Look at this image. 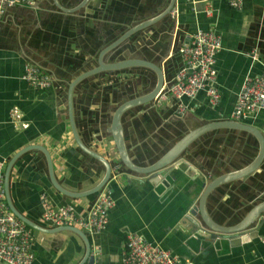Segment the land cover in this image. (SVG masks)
Instances as JSON below:
<instances>
[{"label":"crops","instance_id":"crops-1","mask_svg":"<svg viewBox=\"0 0 264 264\" xmlns=\"http://www.w3.org/2000/svg\"><path fill=\"white\" fill-rule=\"evenodd\" d=\"M33 1L32 5L7 8L0 15V176L4 185L9 162L25 148L39 146L49 154L57 182L68 191L85 192L101 181L104 167L74 141L67 113L68 84L95 67L100 52L131 27L159 14L168 0H90L75 14L59 11L51 0ZM232 1L176 0L165 19L132 35L104 57L111 62L120 57L161 62L167 88L182 65L179 48L196 32L213 31L221 42L214 57L213 85L220 95L216 105H209L205 93L199 92L192 100H182L187 110L178 116L175 100L166 94L125 115V141L137 165L155 162L162 150L166 152L184 131L201 121L231 119L244 81L263 75L264 0H238V6ZM59 2L67 8L78 3ZM29 66L50 76L52 86H29L24 79ZM140 70L150 73L142 84L125 81L127 74ZM138 83L141 85L135 87ZM152 83L150 71L127 69L90 77L74 92L75 124L83 144L107 158L113 167L106 185L114 203L107 225L98 233L84 231L93 264H122L128 234L170 251L182 264H264V219L248 236L235 241L224 237L212 244L199 237V220L189 216L204 183L252 160L256 151L253 138L230 131L208 134V142L199 141L188 151L185 163L178 162L156 177L133 174L116 163L109 132L112 113L119 104L147 92ZM201 109L202 115L196 116L195 111ZM14 111L18 120L13 118ZM243 122L264 132V111L247 113ZM9 195L19 214L47 229L52 227L42 221L45 203L53 210L71 205L84 217L94 200L70 199L54 189L44 154L38 150L15 159ZM261 199L264 164L251 177L218 188L208 201V210L215 222L232 226ZM30 233L31 264H78L85 255L83 241L73 233L44 234L31 228Z\"/></svg>","mask_w":264,"mask_h":264},{"label":"water","instance_id":"water-1","mask_svg":"<svg viewBox=\"0 0 264 264\" xmlns=\"http://www.w3.org/2000/svg\"><path fill=\"white\" fill-rule=\"evenodd\" d=\"M51 1L54 7L57 8L59 11L65 14H75L85 8L90 0H80L77 4L73 5L72 8H67L66 6H63L59 2V0ZM175 1L176 0H168L167 5L159 14L131 27L128 31L122 34L118 40H116L100 52L97 58V65L95 67L79 74L68 84L67 113L74 141L77 147L82 152L101 163L104 167L103 178L96 186L85 192L79 193L71 192L63 188L55 178L53 164L51 162L49 154L45 151L44 148L39 146H30L28 148H25V150H23L19 153V155L13 158L6 167L4 174V188L9 210L17 219H19L27 227L35 231L44 234L70 232L78 236L83 241L85 246V255L78 264H93V259L91 256V245L89 242V238L84 233V231L68 226L57 227L52 229L43 228L19 214V212L14 208L10 199L9 176L15 159H17L24 152L38 150L44 154V157L46 159L50 183L54 187V189H56L60 194L70 199H79L93 196L106 187L110 180L113 167L111 166V162L107 158L103 157L101 154L91 150L83 144L79 136L77 126L75 124L73 103V96L76 87L82 81L103 73L109 74L112 72L116 73L125 71L127 69L141 68L150 71L154 76V84L147 92L119 104L114 109L111 117L109 132L112 136V145L116 150V154L120 161V164L133 174H139L142 177H156V175H158L161 171L172 165H175L178 162L185 163L184 160H187V155L189 154L188 151L192 148V146L196 144L199 140H201V138H203L204 136L216 131H230L236 132L238 134H245L255 140L256 151L250 162L243 165L241 168H237L225 174H221L215 177L214 179L210 180L209 182L203 184L204 186L201 197L199 198L196 206L191 209L189 214L190 217H195L199 220V224L201 226H199V232L197 231V233H199V237H201L205 242L212 244H214L216 240L224 237H229L230 241H235L238 240L241 236H248L249 233H252L254 231V228L258 225L259 221H261V219H264V199H261L256 204H253L251 208L244 214V216L241 217L239 221L233 224L232 226H223L221 224H218L212 219L208 210V201L210 200V197L216 194V190H218V188H221L228 184H235L248 177H251L252 175L259 172L260 168L263 166L264 132L258 127L244 122L233 121L231 119L216 122L201 121L197 127L189 130L183 136H181L178 141L175 142V144L172 145L166 152H164L155 162H152L147 166L137 165L136 163H134V161L129 155V150L124 136L123 120L125 118V115L132 109L152 104L154 100L158 97L165 84L163 66L161 62L154 63L142 58L120 59L115 62H111L107 60V58L104 59V57L110 51L117 49L118 46H120L122 43H125L132 35L139 33L147 28H150L151 26L165 19L173 10Z\"/></svg>","mask_w":264,"mask_h":264},{"label":"built area","instance_id":"built-area-1","mask_svg":"<svg viewBox=\"0 0 264 264\" xmlns=\"http://www.w3.org/2000/svg\"><path fill=\"white\" fill-rule=\"evenodd\" d=\"M33 0H0V15L7 8L17 4H33ZM232 4L238 6V0ZM221 49V42L213 31H198L190 42L182 45L178 53L181 67L177 70L170 86L166 85L159 97L171 95L177 104L176 114L183 116L187 108L183 99H194L199 92H204L208 103L216 105L220 95L215 86V54ZM27 84L33 88L49 89L52 79L37 67L29 66L24 76ZM167 90L166 92H164ZM264 111V73L254 79H246L236 98L231 113V120L243 122L247 113ZM13 118L18 120L16 111ZM25 125H22L24 127ZM113 172V170H112ZM114 203L111 193L105 187L94 198L90 211L80 216L71 205L53 210L47 203L43 205L42 221L52 228L74 227L87 233L101 232L107 225V217ZM31 233L9 210L0 176V262L4 264H31L34 255L31 252ZM122 264H182L170 251L152 245L140 236L128 234L125 240V254ZM192 264V263H185Z\"/></svg>","mask_w":264,"mask_h":264},{"label":"rangeland","instance_id":"rangeland-1","mask_svg":"<svg viewBox=\"0 0 264 264\" xmlns=\"http://www.w3.org/2000/svg\"><path fill=\"white\" fill-rule=\"evenodd\" d=\"M146 76H150L149 72H144V71H132L131 73L127 74L126 77L123 76V78L125 77V81L127 80H134V81H141V84L145 81V77ZM140 83H138L135 87H139L141 85ZM240 135H237V137H239ZM240 141H244L245 139H240Z\"/></svg>","mask_w":264,"mask_h":264},{"label":"trees","instance_id":"trees-1","mask_svg":"<svg viewBox=\"0 0 264 264\" xmlns=\"http://www.w3.org/2000/svg\"><path fill=\"white\" fill-rule=\"evenodd\" d=\"M75 2L77 3V2H79V0H75ZM75 2H74V3H75ZM165 28L168 29V28H169L168 25H166ZM178 58H179V56H178ZM120 59H126V58H125V57H120L118 60H120ZM179 60H180V58H179ZM180 62H181V61H180ZM140 71H141V70H140ZM153 77H154V76H153ZM152 85H153V83H152ZM152 85H151V86H152ZM140 95H142V94H140ZM203 112H204V109L196 110L194 114H195L196 116L200 117V116L202 115ZM183 133H186V132L184 131ZM176 135L179 136V132H176ZM178 136H177V137H178ZM181 136H182V134H181ZM206 137H208V136H205V137L201 138V140H199V141H200V142H205V143L208 142L209 139H207ZM210 139H211V138H210ZM176 140H177V139H176ZM199 141H198V142H199ZM173 143H174V142H171V143L169 144V146H170L171 144H173ZM169 146H168V145L166 146V150L169 148ZM162 151H163V152L160 153V154H159L158 156H156L155 158L160 157V155H162V154L164 153V150H162ZM115 161H116V163H119V164H120V162L118 161V159L115 160ZM97 194H98V193H97ZM97 194H95V195H93V196H90V198H91V199H94V198L97 196ZM26 227H27V226H26ZM27 228L30 229L29 227H27Z\"/></svg>","mask_w":264,"mask_h":264}]
</instances>
